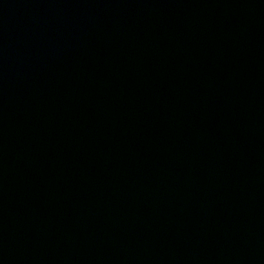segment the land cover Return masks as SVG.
Here are the masks:
<instances>
[{
	"label": "water",
	"instance_id": "water-1",
	"mask_svg": "<svg viewBox=\"0 0 264 264\" xmlns=\"http://www.w3.org/2000/svg\"><path fill=\"white\" fill-rule=\"evenodd\" d=\"M0 264H264V0H0Z\"/></svg>",
	"mask_w": 264,
	"mask_h": 264
}]
</instances>
